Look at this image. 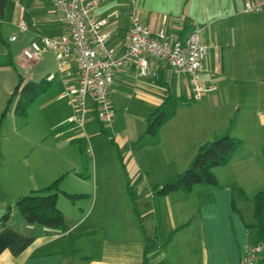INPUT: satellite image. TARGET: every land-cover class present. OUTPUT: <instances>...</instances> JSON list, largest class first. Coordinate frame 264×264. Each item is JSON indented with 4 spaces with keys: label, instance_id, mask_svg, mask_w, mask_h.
Listing matches in <instances>:
<instances>
[{
    "label": "crops",
    "instance_id": "obj_1",
    "mask_svg": "<svg viewBox=\"0 0 264 264\" xmlns=\"http://www.w3.org/2000/svg\"><path fill=\"white\" fill-rule=\"evenodd\" d=\"M119 1L108 0L92 12L94 19L107 21L106 45L115 57L127 50L132 16L171 40L183 42L193 30L159 8L174 0H158V17L133 10L126 20L113 11ZM223 1L219 15L199 27L208 47L199 74L208 91L200 99L191 97L188 75L150 61L156 76L140 78L130 61L109 87L107 126L89 103L80 128L67 122L77 114L75 100L65 96L66 87L76 83L74 63L59 71L56 55L48 51L21 67L22 51L32 42L67 34L52 1L0 0V117L19 76L24 83L53 85L46 87L49 96L41 107L64 102L66 108L35 130L34 142V130L21 134L24 124L13 109L0 123V218L9 209L7 221L0 222V264H143L146 242L153 240L148 264H240L256 241L253 196L264 192V11L246 12L250 0ZM18 68L29 69L28 76ZM167 100L175 104L173 116L155 136L147 135L150 119ZM225 135L242 144L226 165L212 170L216 185L156 195L191 165L202 145ZM78 139L87 148L85 167L74 150ZM29 146L41 150L31 160L24 155ZM108 146L114 155L106 153ZM56 179L62 191L84 196L69 208L58 195L61 232L25 222L15 207L19 198Z\"/></svg>",
    "mask_w": 264,
    "mask_h": 264
},
{
    "label": "built area",
    "instance_id": "obj_2",
    "mask_svg": "<svg viewBox=\"0 0 264 264\" xmlns=\"http://www.w3.org/2000/svg\"><path fill=\"white\" fill-rule=\"evenodd\" d=\"M67 34L58 39L43 38L32 42L22 51L21 67L38 62L48 51H53L58 60L59 71H65L69 62L76 68V83L66 87L65 96L75 100L77 114L67 120L70 124L83 127L89 112L88 103L96 106L101 122L111 120L112 110L109 87L114 73L133 61L140 78L155 77L150 61L164 63L170 70L188 75V84L193 99H200L204 92L200 72L208 47L201 39L202 28H193L188 38L181 42L169 39L163 30L153 31L144 26L137 16L131 17L127 50L115 57L106 43L108 33L104 31L107 21L96 20L92 12L106 0H51ZM246 12L264 11V0H250L245 3ZM21 31L26 27L21 25ZM15 40V37L10 39ZM69 74H67L68 76ZM50 75L47 80H53ZM262 251L260 245H253L243 255L240 264H254Z\"/></svg>",
    "mask_w": 264,
    "mask_h": 264
},
{
    "label": "trees",
    "instance_id": "obj_3",
    "mask_svg": "<svg viewBox=\"0 0 264 264\" xmlns=\"http://www.w3.org/2000/svg\"><path fill=\"white\" fill-rule=\"evenodd\" d=\"M44 84L45 81L39 83H24L23 79L19 76L18 82L9 96L6 106L1 114L0 123L9 111L10 103L13 99L16 100L13 107L14 115L25 117L27 109L34 99L45 91L47 84ZM174 106L175 104L170 100H167L150 119L145 133L150 136H155L158 133L160 126L173 116ZM96 117L99 120L97 114ZM99 122L101 121L99 120ZM74 143L78 146L83 166L85 167L86 145L82 139L75 140ZM241 144L242 143L239 139L225 135L202 145L198 149L191 165L181 174L162 184L156 191V195L162 197L178 191L190 192L192 187L198 184L216 185V178L212 170L216 167L226 165ZM59 183L60 179H56L47 187L32 191L29 195L21 197L15 202V207L25 222L49 227L58 230L59 232L64 230L63 215L56 207V199L58 195H64L71 202L84 196L69 194L62 191L59 187ZM127 187L132 202H134V195L129 183ZM240 194L244 199L246 198L243 192L240 191ZM252 201L255 222L254 228L256 230V241L254 245H260L262 247V251L254 264H264V192L256 193L253 196ZM8 217L9 209L0 218V222L4 224ZM154 246L155 240L146 242L143 251V264H148V255L154 249Z\"/></svg>",
    "mask_w": 264,
    "mask_h": 264
},
{
    "label": "rangeland",
    "instance_id": "obj_4",
    "mask_svg": "<svg viewBox=\"0 0 264 264\" xmlns=\"http://www.w3.org/2000/svg\"><path fill=\"white\" fill-rule=\"evenodd\" d=\"M108 2V0H106ZM106 1L101 3L103 5ZM223 0H174L171 5L168 4H161L159 5L160 9L165 10L167 12V18L170 21H178V23H183L186 29L195 28L203 26L207 22V20H211L213 17H217L221 12V7L224 3ZM136 11L135 14H139V11L142 10L147 15H151L154 13L158 17V0H120L113 11L118 12L121 15L122 20H126L128 13H133L132 11ZM29 69L18 68V73L22 77H27L26 73H28ZM41 80H36L35 82L39 83ZM58 83V82H56ZM45 85V84H44ZM53 85H49L47 89L52 87ZM49 91L43 92L41 95L36 97L31 105L27 109V114L25 117H16L18 123L24 124L21 127V134L30 133L34 130L33 133V142L35 141L34 136L36 135L37 128L39 126H44L50 123L52 120L58 119V117L65 112V104L64 102H56L51 105H47L45 107H41V105L47 100L49 96ZM15 99L12 100L10 103V109L8 112H11L15 105ZM91 105L88 103V109L91 110ZM86 121V120H85ZM25 123L28 125L26 126ZM85 123V122H84ZM21 125V124H20ZM94 125L97 126L96 122ZM104 126H107V122H103ZM32 135V134H31ZM76 147V148H75ZM74 150L77 154L76 149L78 150L77 146L75 145ZM40 147H27L26 151L31 150V152H27L24 155H29V160L31 157L34 156ZM112 148V147H111ZM114 150V149H113ZM90 152V149H89ZM109 156L114 155L115 153L111 151L110 147H107V152ZM90 156V155H89ZM79 158V157H78ZM91 160V158H89ZM71 169V168H70ZM73 171V170H71ZM78 171L82 172L83 169L78 168ZM88 172L90 174V167H88ZM72 178V177H69ZM157 181V180H156ZM71 191V190H70ZM240 192V190H238ZM63 202H65L66 206L72 208V203L69 199L60 197ZM78 208V204L76 205ZM166 230L163 229V234L165 235Z\"/></svg>",
    "mask_w": 264,
    "mask_h": 264
}]
</instances>
